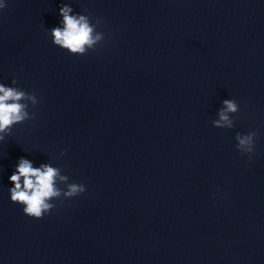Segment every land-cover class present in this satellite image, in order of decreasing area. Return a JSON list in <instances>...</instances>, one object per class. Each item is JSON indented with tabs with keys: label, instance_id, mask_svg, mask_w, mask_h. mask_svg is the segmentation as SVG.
I'll return each mask as SVG.
<instances>
[{
	"label": "clouds",
	"instance_id": "9594fccd",
	"mask_svg": "<svg viewBox=\"0 0 264 264\" xmlns=\"http://www.w3.org/2000/svg\"><path fill=\"white\" fill-rule=\"evenodd\" d=\"M7 8L6 0H0V11ZM62 17L60 26L49 30L52 43L72 55H85L89 50L95 51L104 39V33L98 31L102 20L94 22L89 15L75 13L69 4H62L59 9ZM16 85L17 81L12 80ZM39 103L35 93H29L15 86L0 83V142L10 136L17 124L35 120L37 114L30 112V106L35 108ZM239 105L233 99L223 100V107L217 113L218 118L212 121L217 129H232L233 115L239 112ZM258 134L255 131L247 134L236 133V149L241 154L252 155ZM61 152L60 155H65ZM13 187L9 188L10 200L23 206L25 215L41 219L55 207L54 200L70 199L83 194L86 188L83 184L69 182V176L62 174V169L51 164H41L34 167L32 161L21 157L15 171L9 177ZM63 185L64 187H60Z\"/></svg>",
	"mask_w": 264,
	"mask_h": 264
}]
</instances>
